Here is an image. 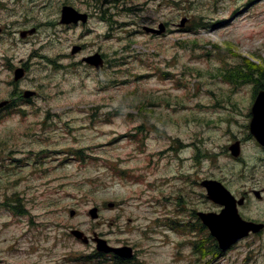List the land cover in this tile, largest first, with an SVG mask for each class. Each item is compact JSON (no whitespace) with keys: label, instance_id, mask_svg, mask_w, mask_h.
I'll use <instances>...</instances> for the list:
<instances>
[{"label":"rangeland","instance_id":"rangeland-1","mask_svg":"<svg viewBox=\"0 0 264 264\" xmlns=\"http://www.w3.org/2000/svg\"><path fill=\"white\" fill-rule=\"evenodd\" d=\"M119 2L104 16L97 0H0V264H115L95 237L137 264H199V236L159 222L208 210L199 180L237 171L221 149L264 84V0ZM66 4L91 17L60 24Z\"/></svg>","mask_w":264,"mask_h":264},{"label":"flooded vegetation","instance_id":"flooded-vegetation-1","mask_svg":"<svg viewBox=\"0 0 264 264\" xmlns=\"http://www.w3.org/2000/svg\"><path fill=\"white\" fill-rule=\"evenodd\" d=\"M97 2L98 6H95L94 10L102 9L105 16L109 10L110 0H97ZM86 14L88 20L91 17V12ZM100 18L102 19V17ZM87 20L85 22L80 20L76 23L67 24V26L83 25ZM100 54L103 58V54L101 52ZM253 91L252 100L254 101L256 94L259 91H264V86L262 84L259 87L256 86ZM252 104L248 108L246 125L242 126L241 131L238 133L231 132L230 128L227 127L231 140L228 145L221 149L222 155L228 161L234 163L237 169L236 172L232 173V177L218 180L230 194L234 202L233 207H235L236 215H234L233 220L231 219V222L226 223L227 225H219L218 234L225 235V233H229L234 240L229 245H220V242L211 234L198 216L199 213H210L214 216L221 215V212L225 209L223 203L213 202L206 198L205 201L210 203L208 210H195L181 205L178 209L184 213L187 211L188 220H179L177 226L174 225L177 218L165 217L168 221L166 226L173 230L175 228L177 233L182 235L188 228L190 233L199 236L198 252L193 254V256L198 255L199 264H219L222 261H227L230 264H264V143L259 142L250 132L249 123L254 116ZM6 105L9 107L12 106V103L7 99ZM8 109L3 107L0 112ZM227 123L229 126L231 121L228 120ZM247 146L251 149L246 148ZM196 149L199 151L198 148ZM196 157H198V154ZM205 179L207 178L203 177L198 182L204 193L205 189L201 185V181ZM202 232L204 234L200 237ZM209 237L214 241L211 245L206 246L204 244H206V239ZM203 239L204 244H202ZM132 250L133 255L129 259L118 258L112 253L107 254V258L116 259L120 264H135L138 258L136 255L137 249L132 247ZM232 252L234 253L232 254Z\"/></svg>","mask_w":264,"mask_h":264},{"label":"water","instance_id":"water-1","mask_svg":"<svg viewBox=\"0 0 264 264\" xmlns=\"http://www.w3.org/2000/svg\"><path fill=\"white\" fill-rule=\"evenodd\" d=\"M79 18H82L83 21L86 19L85 14H80L77 11H75L70 6H63L61 9V16H60V22L61 23H71L76 22ZM185 22V19H182L180 21V25H183ZM146 31L154 32V33H161L164 30V26L162 24L158 25V29H153L149 27H144ZM34 28L28 30V31H21L20 36L24 37L26 32L32 33L34 32ZM84 61L87 63L94 65L96 68L100 67L102 65L100 55L94 54L89 57L84 58ZM24 74L22 67H17L14 70V80H18L21 78ZM33 92L25 91L23 95L25 97H29ZM4 102H0V106L3 105ZM252 113L253 118L250 122V131L252 135L261 143H264V123L262 122V118H264V91H260L253 103L252 106ZM263 115V116H262ZM258 116V117H257ZM260 116V117H259ZM255 118V119H254ZM258 118V119H257ZM201 185L206 189V196L208 199L212 200L213 202L217 203H223L225 205V209L222 214L219 216H214L210 213H199V216L201 217L204 224L208 226L210 229V232L213 236L216 237V239L220 242V245L226 246L231 243L234 238L231 234L225 233V235L218 234L219 231V225H227L226 223L231 222L233 218H235V207L234 202L232 201V198L228 191L223 187L221 183H219L216 180L208 179L201 182ZM113 203H109L108 206L112 207ZM74 214V211H70V216ZM89 215L91 218L97 217V208H91L89 210ZM229 216H231L229 218ZM232 219V220H231ZM70 233L75 236V238L80 239L82 242H87L86 236L78 230H70ZM96 244V250L98 252H114L120 257L123 258H129L132 255V249L130 246H121V247H112L110 246L106 240L95 237L93 238Z\"/></svg>","mask_w":264,"mask_h":264},{"label":"trees","instance_id":"trees-1","mask_svg":"<svg viewBox=\"0 0 264 264\" xmlns=\"http://www.w3.org/2000/svg\"><path fill=\"white\" fill-rule=\"evenodd\" d=\"M110 3H112V7H114V6L116 7L117 5H119L120 2H119V0H112V1H110ZM124 9L127 10L128 8H124ZM202 25H203L202 23L192 25L191 27H189V30L190 31L194 30L195 28L200 27ZM245 61H247V60L245 59ZM241 70H242V68L238 65V66L234 67V69L231 70L232 78H230L231 75H228V74L224 75V77L230 81H236V79L238 80L242 76L243 72ZM19 207H20V203H18V204L14 203V205H12V207H10L11 208L10 211L11 212L13 211L14 214L19 215V213H21V212H18V210H17V208L19 209ZM213 241L214 240H212L210 237L207 238L206 239V245H208V246L211 245ZM213 245H214V243H213ZM89 257H91V255H89L85 258L88 260Z\"/></svg>","mask_w":264,"mask_h":264},{"label":"bare ground","instance_id":"bare-ground-1","mask_svg":"<svg viewBox=\"0 0 264 264\" xmlns=\"http://www.w3.org/2000/svg\"><path fill=\"white\" fill-rule=\"evenodd\" d=\"M264 114V113H263ZM263 116V115H262ZM258 117V116H257ZM260 117V116H259ZM255 119V118H254ZM258 119V118H257ZM260 120H262V122L264 123V118H262V119H260Z\"/></svg>","mask_w":264,"mask_h":264}]
</instances>
